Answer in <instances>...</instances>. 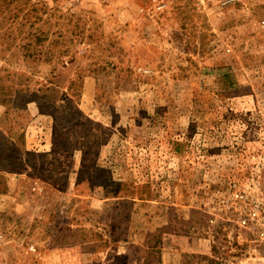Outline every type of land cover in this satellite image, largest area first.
I'll return each instance as SVG.
<instances>
[{
	"label": "rangeland",
	"instance_id": "obj_1",
	"mask_svg": "<svg viewBox=\"0 0 264 264\" xmlns=\"http://www.w3.org/2000/svg\"><path fill=\"white\" fill-rule=\"evenodd\" d=\"M221 1L0 0V264H256L264 0Z\"/></svg>",
	"mask_w": 264,
	"mask_h": 264
},
{
	"label": "built area",
	"instance_id": "obj_2",
	"mask_svg": "<svg viewBox=\"0 0 264 264\" xmlns=\"http://www.w3.org/2000/svg\"><path fill=\"white\" fill-rule=\"evenodd\" d=\"M234 1L236 0H223L221 5L234 3ZM230 189L229 198L219 203L229 205V208L234 211L232 224L235 226V234L247 235L248 258L256 264H264V191L256 186L241 187L236 183H232Z\"/></svg>",
	"mask_w": 264,
	"mask_h": 264
}]
</instances>
